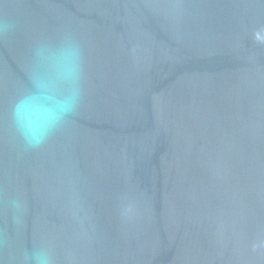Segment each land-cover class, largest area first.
Listing matches in <instances>:
<instances>
[{
	"label": "water",
	"instance_id": "1",
	"mask_svg": "<svg viewBox=\"0 0 264 264\" xmlns=\"http://www.w3.org/2000/svg\"><path fill=\"white\" fill-rule=\"evenodd\" d=\"M0 264H264V0H0Z\"/></svg>",
	"mask_w": 264,
	"mask_h": 264
},
{
	"label": "clouds",
	"instance_id": "2",
	"mask_svg": "<svg viewBox=\"0 0 264 264\" xmlns=\"http://www.w3.org/2000/svg\"><path fill=\"white\" fill-rule=\"evenodd\" d=\"M31 143H33V144H38L39 141H31ZM37 259H38V262H39V260H40V255H39V254H38V256H37Z\"/></svg>",
	"mask_w": 264,
	"mask_h": 264
}]
</instances>
